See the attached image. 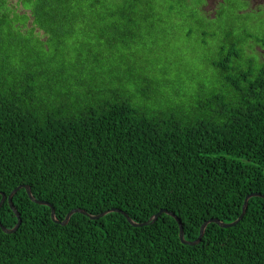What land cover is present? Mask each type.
Wrapping results in <instances>:
<instances>
[{"label":"trees","instance_id":"trees-1","mask_svg":"<svg viewBox=\"0 0 264 264\" xmlns=\"http://www.w3.org/2000/svg\"><path fill=\"white\" fill-rule=\"evenodd\" d=\"M184 3L19 0V14L29 22L19 26L8 18L10 1L0 0V201L27 186L59 222L74 209L94 216L117 209L135 223L165 210L192 242L205 222L232 223L249 194L264 195L263 70L252 80L239 74L244 85L232 82L235 101L213 95L199 105L209 107L208 117L146 116L121 98L74 114L48 106L46 93L52 88L53 95L63 69L54 71L50 61L39 69L23 58L17 64L12 45H1L36 29L52 36L179 20ZM12 203L21 224L12 234L0 229V264H264V199L258 197L249 199L235 226L209 223L195 246L180 242L178 224L166 214L137 228L120 213L98 220L73 214L62 226L24 189ZM0 223L6 229L17 223L7 201Z\"/></svg>","mask_w":264,"mask_h":264},{"label":"rangeland","instance_id":"rangeland-1","mask_svg":"<svg viewBox=\"0 0 264 264\" xmlns=\"http://www.w3.org/2000/svg\"><path fill=\"white\" fill-rule=\"evenodd\" d=\"M9 1L8 18L19 26L27 23L19 0ZM181 8L179 20L164 17L118 23L114 31L52 36L36 29L22 33V39L7 36L1 45H12L17 64L23 58L39 69L43 61L54 71L63 69L53 95L52 88L46 93L49 108L64 105L76 114L121 98L146 116L208 117L209 107L199 110L205 100L218 95L224 103L235 101L232 82L244 85L239 74L252 80L264 71V0H185Z\"/></svg>","mask_w":264,"mask_h":264},{"label":"water","instance_id":"water-1","mask_svg":"<svg viewBox=\"0 0 264 264\" xmlns=\"http://www.w3.org/2000/svg\"><path fill=\"white\" fill-rule=\"evenodd\" d=\"M20 189H24V190H25V192H26V194H27L29 200H31L33 203H35V204H37V205H40V206L48 207V208L50 209V216H51L52 221H53L54 223H56V224H60V225H62V226H66V225L68 224V222H69V220H70V218H71V216H72L73 214H81V215H84V216L88 217V218L91 219V220H98V219L104 217L105 215H107V214H109V213H120V214H122V216L125 217V219L128 221V223H129L131 226L135 227V228H137V227H142V226H146V225H149V224H152V223H154V222L158 219V217H159L161 214H166V215L172 217L173 219H175V221H176L177 224H178V228H179V239H180V242H181L182 244H184V245H188V246H195V245H198V244L201 242L202 237H203V234H204V231H205V229H206V226H207L209 223H214V224L218 225V226L221 227V228H230V227H233V226H235L238 222H240V220L242 219L243 215L245 214V211H246V209H247V204H248L249 199H251V198H255V197H258V198H262V199H264V195H262V194H260V193H252V194H249V195L245 198L244 205H243V208H242V213H241V215L239 216V218H238L236 221H234V222H232V223H222V222H220V221H218V220H216V219L209 220V221L205 222V223L201 226L199 237H198L195 241L188 242V241H185V239H184L183 227H182V224H181L180 220H179V219H178L173 213L167 212V211H165V210H161V211H159L157 214H155L154 216H152L148 222H144V223H135V222H133V221H132V220H131V219H130L125 213H123L122 211L117 210V209H112V210L106 211V212H104V213H101V214H99V215H95V216H94V215H89L87 212H85V211L82 210V209H74V210L70 211V212L66 215L65 219H64L62 222H59V221L55 218V212H54V209L52 208V206H51L49 203L36 200V199L32 196L29 187H27V186H20V187L14 189V190L10 193V195H9L7 198H6L5 195L2 194V198H1V201H0V209H1L2 205H3V203H4L5 201H7V203H8V205H9L10 209L12 210V212L14 213V215L16 216V219H17V223H16V225H15L12 229H6V228H4V227L1 225V223H0V229H1L5 234H12V233L16 232V231L18 230L20 224H21V218H20V215H19V213L17 212V210L15 209V207H14V205H13V203H12V199H13L14 195H15V194L18 192V190H20Z\"/></svg>","mask_w":264,"mask_h":264}]
</instances>
